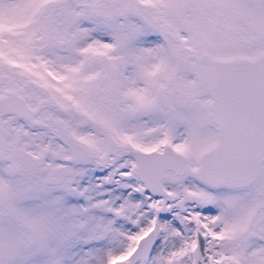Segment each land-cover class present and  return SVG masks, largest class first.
Wrapping results in <instances>:
<instances>
[{
  "label": "snow or ice",
  "instance_id": "1",
  "mask_svg": "<svg viewBox=\"0 0 264 264\" xmlns=\"http://www.w3.org/2000/svg\"><path fill=\"white\" fill-rule=\"evenodd\" d=\"M0 264H264V0H0Z\"/></svg>",
  "mask_w": 264,
  "mask_h": 264
}]
</instances>
